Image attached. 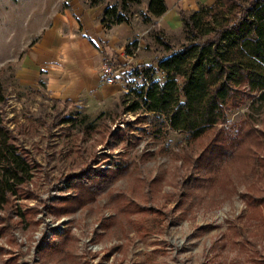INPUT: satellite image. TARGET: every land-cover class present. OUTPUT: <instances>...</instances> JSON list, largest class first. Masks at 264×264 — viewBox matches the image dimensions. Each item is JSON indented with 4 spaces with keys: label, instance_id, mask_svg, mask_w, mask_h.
<instances>
[{
    "label": "rangeland",
    "instance_id": "374dc122",
    "mask_svg": "<svg viewBox=\"0 0 264 264\" xmlns=\"http://www.w3.org/2000/svg\"><path fill=\"white\" fill-rule=\"evenodd\" d=\"M68 1L0 0L5 123L13 132L23 124L22 133L16 131V143L34 164L26 182L28 195L11 196L9 212L0 209V264H264V227L247 216L241 195L245 183H237L235 191L225 195L214 180L197 179L188 188V198L194 196L188 207L177 205L178 181L188 167L175 152L181 151L187 135L169 130L165 137H155L151 112L125 109L133 98L129 90L141 84L139 77L118 69L107 82L100 65L97 87L76 96H67V87L53 92L45 84V72L36 74L33 83L22 81L21 50L54 23L56 12ZM145 3L130 5L129 23L113 32L119 43L115 56L122 64L155 65L156 58L186 41L180 26L161 30L166 47L157 42L150 25L141 22ZM76 26L72 32H81ZM69 30L64 22L62 32ZM48 64L41 69H48ZM153 78L160 81L162 75L155 72ZM246 111L247 103L230 110L227 124ZM250 113L254 126L263 129V110L252 108ZM64 116L70 121L60 122ZM130 121L134 127L127 129ZM89 124L95 128L86 132L83 127ZM117 129L126 130L128 138L107 134ZM143 151L147 153L138 155ZM112 160L125 163L123 170L97 188L92 198L67 212L50 211L47 204L73 193L66 174L88 163L106 169L113 166ZM230 174L237 181L238 174ZM255 183L264 192V176ZM126 200L135 207L154 206L158 231L144 230L150 218L144 208L126 214ZM17 209L31 211L19 219Z\"/></svg>",
    "mask_w": 264,
    "mask_h": 264
},
{
    "label": "trees",
    "instance_id": "16d2710c",
    "mask_svg": "<svg viewBox=\"0 0 264 264\" xmlns=\"http://www.w3.org/2000/svg\"><path fill=\"white\" fill-rule=\"evenodd\" d=\"M140 2L113 0L106 4L100 15V27L108 29L114 24L129 23L130 5ZM100 3L101 0H86L88 7ZM177 9L186 41L156 58L155 65L122 64L104 43H100L99 49L101 63L109 65L112 71L128 69L140 78L141 84L129 90L133 98L125 109L151 112L155 137H165L169 130L187 135L181 151L175 152L188 167L186 175L178 181L177 205L182 204V209L188 207L194 199L192 195L188 198V188L197 179L214 180L215 187L225 195L233 193L242 181L245 189L241 195L248 208L247 216L260 221L264 227V192L255 183L264 176V128L254 126L250 113L252 108H261L264 112V0H212L210 5H199L189 13L180 6ZM164 11L163 0H146L139 15L142 23L150 25L155 40L166 47L162 31L154 20ZM34 42L30 41L23 51ZM111 55L113 61L109 60ZM155 72L162 75L160 81L153 78ZM64 102L69 103L67 99ZM245 103L248 111L243 117L227 124V113ZM6 106L0 83V209L8 210L11 196L28 195L26 182L34 164L16 143V131L22 133L23 124L13 132L5 123ZM59 121H70V117L64 116ZM132 123L128 122L127 129L134 127ZM94 128L91 124L83 127L86 132ZM107 134L119 140L128 138V132L123 129L107 131ZM144 153L147 152L138 155ZM124 164L121 160H112V167L102 169L88 163L66 174L73 193L56 197L47 207L56 214L82 205L93 197L97 188L113 180ZM231 170L238 174L237 181L231 176ZM141 208L150 215L144 230L158 231L161 225L154 206L136 204L135 207L129 200L123 206L126 214L143 212ZM30 211L17 209V215L24 219Z\"/></svg>",
    "mask_w": 264,
    "mask_h": 264
},
{
    "label": "crops",
    "instance_id": "0c3cea01",
    "mask_svg": "<svg viewBox=\"0 0 264 264\" xmlns=\"http://www.w3.org/2000/svg\"><path fill=\"white\" fill-rule=\"evenodd\" d=\"M108 1L101 0L100 4L88 7L86 0H69L66 3L67 7L58 10L53 19L54 23H50L43 31L41 29L32 39L35 42L23 51L29 42L21 50V53H24L19 67L23 74L22 81L33 83L36 74L39 76L38 73L41 71L45 72L46 86L53 92L67 87V96H76L82 91L89 92L95 89L99 81L98 67L101 65L100 43H104L116 53L119 43L117 34L113 32L118 31V26H122L119 23L108 29L100 27V15ZM163 1L165 11L154 19L163 32L181 26L177 6L185 13H189L199 5L208 6L212 2V0ZM64 22L69 24L68 34L62 32ZM77 24L76 27L81 29V32H72L71 27ZM47 64L50 66L48 69H41Z\"/></svg>",
    "mask_w": 264,
    "mask_h": 264
},
{
    "label": "built area",
    "instance_id": "2783aa9c",
    "mask_svg": "<svg viewBox=\"0 0 264 264\" xmlns=\"http://www.w3.org/2000/svg\"><path fill=\"white\" fill-rule=\"evenodd\" d=\"M101 69H102V71H103V75L105 76V78H106V81L107 82H110L111 80V78H110V76H111V74H112V69L109 67V65H107V64H105V63H101Z\"/></svg>",
    "mask_w": 264,
    "mask_h": 264
}]
</instances>
